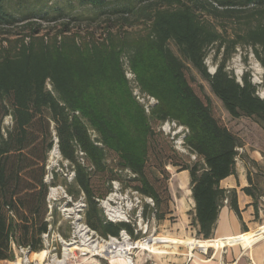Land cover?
I'll return each mask as SVG.
<instances>
[{"label": "trees", "instance_id": "trees-1", "mask_svg": "<svg viewBox=\"0 0 264 264\" xmlns=\"http://www.w3.org/2000/svg\"><path fill=\"white\" fill-rule=\"evenodd\" d=\"M105 2L80 0L101 8ZM109 12L99 36L91 28L97 14H37L43 22H60L50 34L32 21L34 15L14 14L0 0V261L14 260L17 247L31 254L43 249L41 235L50 223L44 175L55 138L74 171L76 192L84 194L85 220L101 236H118L121 229L135 235L129 224L104 219L97 199L106 191L93 181L95 174L110 173L109 181L122 180L151 197L153 216L163 219L170 212L168 186L157 189L146 173L152 121L175 120L188 129L183 141L195 159L172 165L189 172L196 236L210 240L225 199L241 219L236 191L220 187V181L235 174L242 142L196 92L188 72L194 69L208 80L231 117L253 118L264 130V98L257 94L259 86L264 90V72L258 85L248 71L237 80L226 69L238 47H250L264 68V0H135ZM223 18L240 27L227 35L218 23ZM18 24L28 31L8 39ZM139 24L144 27L134 35L125 31L117 37L111 30ZM210 50L217 60L213 73L204 63ZM123 60L158 101L149 113L131 95ZM109 153L116 156L115 168L106 160ZM124 169L135 176L126 177ZM242 190L252 196L257 215L260 191L253 185Z\"/></svg>", "mask_w": 264, "mask_h": 264}, {"label": "rangeland", "instance_id": "rangeland-1", "mask_svg": "<svg viewBox=\"0 0 264 264\" xmlns=\"http://www.w3.org/2000/svg\"><path fill=\"white\" fill-rule=\"evenodd\" d=\"M135 0H106L105 7H93L90 5H82L80 3V0H6V7L7 9L14 13V14H28V15H34L35 17L32 19L34 23H37L41 26L42 32H48L53 33L55 30H57L61 24L60 22H52L47 23L43 22L42 20L38 19L37 14H41L44 12L49 13H56L58 11L64 12L67 17H71L72 15H94L97 14L98 22L91 25V28L96 29V36H99L100 33H102V26L104 25V17L109 14V10L112 8H116L118 6H125L129 3L133 2ZM104 13V14H103ZM31 21V20H30ZM87 21L81 22V30H79V33H85L83 32L85 29V23ZM221 22V23H220ZM73 23L71 27H74L73 29L76 30V24ZM220 25H223L226 27V34L231 35V33L236 29L238 30L239 22L232 19L223 18L219 20ZM24 24H18L17 26H14L11 31L12 35H9L8 39H14L16 37H20L23 33L27 32V27L23 26ZM144 25H133L128 26L125 25L124 27H116L111 29L113 33L115 32V35L118 37L120 34L124 33L125 31H128L131 35H134L141 31L143 29ZM18 33V34H16ZM2 40H0L1 42ZM6 42H3L2 45H4ZM1 45V44H0ZM1 47V46H0ZM220 57V56H218ZM204 63L206 65L207 71L209 73H213L216 69L217 60L212 57V50H210L205 59ZM122 65L125 71V77L127 79V85L130 89L132 97L135 99L133 94L134 87H138V91L140 93L149 94L146 90H144L139 83V80L137 76L132 72H130L128 68V63L126 60L122 61ZM226 69L231 72L237 80H240L243 73L248 71L251 76V80L255 84H261L262 81V74L264 72V68L254 55L253 50L250 47H238L235 52L232 54L230 59L227 62ZM189 80L192 83L194 89L196 92L204 99H209L211 103V110L213 114L220 119V121L226 125V127L231 130L233 133L245 139H262L264 141V130L260 127V125L255 121V119L250 117H239V118H233L231 117L226 109L223 107L222 102L213 94L211 91L210 85L208 80L203 78L196 70L192 69L190 72H188ZM48 88H50V85H47ZM257 94L264 98V90L261 86L258 87ZM136 100V99H135ZM137 101V100H136ZM138 102V101H137ZM139 103V102H138ZM140 104V103H139ZM141 105V104H140ZM171 121L175 120H169ZM176 122V121H175ZM6 124L9 123V119L7 118L5 121ZM162 123L152 121V128L154 130V135L151 140V146H150V156L149 161L146 166V173L148 175V178L150 181L155 185V187L159 190L162 189L163 186L169 184L171 175L178 171V167L172 165V161H193L194 158H192V154L188 151L187 147L182 143L180 146L177 142L179 140L184 139V134L186 133L184 130L178 129L179 124L177 123V126L173 127L172 130L177 131L176 135L173 137L171 133H167L162 129ZM167 129V128H165ZM185 132V133H184ZM56 144V143H55ZM185 149V150H183ZM56 164L51 165L50 162V152L48 154V159L46 163V173L44 175V180L49 185L48 192H47V206H48V213L47 216H49L50 224L52 225V230H54V233H59L63 238H67L69 236V233H71V223L69 219H66L64 216V213L61 211L62 207L65 202H67V199L62 196L63 192L56 195L57 197L55 199L51 198L50 188L51 187H62L65 192L71 196L72 200H77L80 196H82V192H76L77 187L73 184L72 179H70V174L72 172V169L69 167L68 162L64 161L62 157L60 156L58 159H56ZM107 162L111 165L116 167L117 160L116 156L113 154H108L106 158ZM53 173H56L57 176L54 179ZM167 175V179H166ZM189 175V174H188ZM110 173L108 174H95L92 176L93 181L99 186V188L106 193L102 195L100 198H104L107 196V194L110 191V181H109ZM189 177V176H188ZM190 178V177H189ZM188 178V179H189ZM55 181V184H52V182ZM184 179L181 175L177 176L175 178V182L182 183ZM125 185V184H124ZM69 189H72L73 192L70 193ZM180 195V194H179ZM178 195V196H179ZM67 206H71L67 203ZM100 207V206H99ZM101 208V207H100ZM169 209H170V202H169ZM85 210L84 218L85 220ZM102 210V208H101ZM169 213H167L163 219L157 220L155 217H153L154 221L150 228L153 226L155 227V236H163L166 234L167 226H160V222L164 219L169 220V223L173 222V216H169ZM49 214V215H48ZM102 214L105 218L104 212L102 210ZM152 214L151 209H148L146 207V210L144 212V215L147 217H150ZM131 226V225H130ZM132 228V227H131ZM98 233V232H97ZM99 234V233H98ZM100 235V234H99ZM101 236V235H100ZM112 236V235H111ZM132 236V235H131ZM105 239L108 240V236H102ZM116 237V236H115ZM119 237V235L117 236ZM191 238H197L196 235L190 236ZM138 238H140V235L132 236V240L135 241ZM130 241H128L127 247L130 245ZM59 248L61 247L58 243ZM104 245L100 249V251L104 250ZM132 250V249H131ZM45 251L42 249L40 251L35 252L34 254H30V259H39L40 262L44 258ZM60 254V250H59ZM22 256L18 253L16 258L12 261H0V264H10V262H14L16 260H20V262H15L13 264H22V260L20 259ZM73 261V260H72ZM106 261L104 258H100L98 256H78L73 262L77 264H97L98 262Z\"/></svg>", "mask_w": 264, "mask_h": 264}, {"label": "crops", "instance_id": "crops-1", "mask_svg": "<svg viewBox=\"0 0 264 264\" xmlns=\"http://www.w3.org/2000/svg\"><path fill=\"white\" fill-rule=\"evenodd\" d=\"M240 140L236 172L222 179L220 187L236 191L241 219L224 203L210 240L191 238L196 235V228L191 225L194 201L189 172L177 171L171 175L168 184L169 216L174 217L173 222L164 219L159 225L167 226V235L154 236L147 247L141 246L140 241L131 242L127 251L132 248V263L124 255L126 251L97 264H264V141L243 137ZM179 175L184 179L182 183L175 182ZM250 185L260 191L257 215L252 196L242 190ZM138 247L152 252L148 256L145 249Z\"/></svg>", "mask_w": 264, "mask_h": 264}, {"label": "built area", "instance_id": "built-area-1", "mask_svg": "<svg viewBox=\"0 0 264 264\" xmlns=\"http://www.w3.org/2000/svg\"><path fill=\"white\" fill-rule=\"evenodd\" d=\"M130 72L132 73L131 70ZM133 94L135 99L142 105L145 112L147 113H149L151 107L158 102L154 96L140 93L138 91V87H134ZM175 126H177V123L175 121H171L170 123L169 120H166L162 124V129L167 133H171L172 136L174 137L177 131L172 130V128ZM178 129L184 130L186 133L188 132V129L182 125H179ZM177 143L181 146L182 143L184 144V141L179 140ZM79 155L82 156L83 153L79 151ZM192 158L195 159V154H192ZM123 175H126V177L128 178L135 176V174L132 173L129 169H124ZM73 177H74V171L72 170L70 174V179H73ZM60 188L62 189L63 192L62 196H64L67 199V202L64 203L61 211L64 213L65 218L70 220L72 231L71 233H69V236L67 238H63L59 233H54V230H52V225L49 223L47 231L42 233L41 235L43 242V250L46 252L44 258L42 259L41 262L37 258L30 259L29 256L32 252H30L27 247H17L16 256L18 255V253L22 256L20 258L22 260L21 261L22 264H57V262L63 258L65 246H69L72 244H75L76 248L67 251V254L62 264H77L76 262L74 263L73 261L78 256L90 255L93 257L98 256L104 259H109L113 255L115 256L116 254H110V253L103 254L89 250V247L92 246L94 242L101 243V242H105L107 239L100 236L94 229H92L83 220L84 218L83 211L86 207L84 194L82 193V196H80L77 200H72L71 196H69L62 187ZM110 196H112V199H110L108 203L111 204V206L115 208L116 211L115 210L108 211L107 206L104 203V201H106ZM56 197L54 198L51 197V198L55 199ZM97 201L99 206L102 208L104 212L106 221L112 223H127L131 225L133 229V235H140V238L133 241L131 239L132 238L131 234L126 229H121L119 232V237L116 236V238H122L123 235H126L130 242H137V241H146L150 237L155 236L154 233L155 227L153 226L152 228H150V226L154 221L153 214H151L150 217L144 215V210L146 207L148 209H151L154 206V201L151 197L145 196L141 194L138 190L124 185L122 180L113 179L110 181V191L107 194V196L104 198H98ZM67 203L71 206L68 207ZM224 203H227V199L224 200ZM68 208H71L72 211H68ZM74 213H76V216H74ZM47 220L49 221V216H47ZM76 224H83L88 230L87 231L88 233H77ZM111 237H115V236L108 235V239H110ZM58 243L61 246L60 248ZM138 248H142V247H138ZM59 250H60V254H59ZM145 250L147 251L148 256L152 252L149 249H145ZM125 256L126 258H128V261L132 263V250H130V252H127Z\"/></svg>", "mask_w": 264, "mask_h": 264}, {"label": "bare ground", "instance_id": "bare-ground-1", "mask_svg": "<svg viewBox=\"0 0 264 264\" xmlns=\"http://www.w3.org/2000/svg\"><path fill=\"white\" fill-rule=\"evenodd\" d=\"M59 157H60V153H59V151L57 149V145L54 144V146L50 150V162H51V165H55L56 161H57L56 159H58ZM60 192L62 193V189L60 187H52L50 189L49 195H50V197L54 198ZM110 199H112V196H110L106 201H104L105 205L107 206V210L108 211L109 210H115L116 211V209L113 208L111 206V204L108 203V201ZM68 211H72V209L68 208ZM120 214H122V213H120ZM74 216H76V213H74ZM76 227H77V233H88L87 232L88 230L86 229V227L83 224H76ZM152 238L153 237H150L146 241H140V245L143 246V247H147L151 243ZM128 241L129 240H128L126 235H123L122 238L111 237L110 239L106 240L105 242H101V243L94 242V244H92V246L89 247V250L95 251V252H98V253H103V254L110 253V254L121 255V254H124L127 251ZM103 244H105L104 245V250L100 251V249L102 248ZM74 248H76L75 244H72V245H69V246H65L63 258L61 260H59L57 262V264H62L63 260L65 259L66 254H67V251L68 250H72ZM15 262H17V261H15Z\"/></svg>", "mask_w": 264, "mask_h": 264}, {"label": "water", "instance_id": "water-1", "mask_svg": "<svg viewBox=\"0 0 264 264\" xmlns=\"http://www.w3.org/2000/svg\"><path fill=\"white\" fill-rule=\"evenodd\" d=\"M55 143H56V145H57V138H55ZM57 149H58V146H57ZM59 151V150H58Z\"/></svg>", "mask_w": 264, "mask_h": 264}]
</instances>
